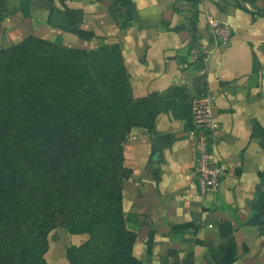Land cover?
Returning <instances> with one entry per match:
<instances>
[{"label": "crops", "instance_id": "1", "mask_svg": "<svg viewBox=\"0 0 264 264\" xmlns=\"http://www.w3.org/2000/svg\"><path fill=\"white\" fill-rule=\"evenodd\" d=\"M207 15L229 25L226 42L211 43ZM29 36L78 49L118 44L135 98L179 87L191 107L213 95L224 172L215 192L198 191L196 135L184 119L160 110L130 130L121 195L133 255L144 264H264V0H0V47Z\"/></svg>", "mask_w": 264, "mask_h": 264}, {"label": "trees", "instance_id": "2", "mask_svg": "<svg viewBox=\"0 0 264 264\" xmlns=\"http://www.w3.org/2000/svg\"><path fill=\"white\" fill-rule=\"evenodd\" d=\"M184 88L132 96L121 47L94 50L34 36L0 48V264H47L57 220L68 264H144L122 208L123 146L171 110L192 129Z\"/></svg>", "mask_w": 264, "mask_h": 264}, {"label": "built area", "instance_id": "3", "mask_svg": "<svg viewBox=\"0 0 264 264\" xmlns=\"http://www.w3.org/2000/svg\"><path fill=\"white\" fill-rule=\"evenodd\" d=\"M208 35L211 43L226 42L230 37V27L207 15ZM204 48V45L201 46ZM198 48L191 51V55L198 53ZM188 63L182 66L187 67ZM188 82H186V85ZM192 131L196 135V152L194 157L193 174L198 191L201 195L215 192L224 175L214 153L215 130L218 126L216 119V101L213 95L207 93L194 98L191 103Z\"/></svg>", "mask_w": 264, "mask_h": 264}, {"label": "rangeland", "instance_id": "4", "mask_svg": "<svg viewBox=\"0 0 264 264\" xmlns=\"http://www.w3.org/2000/svg\"><path fill=\"white\" fill-rule=\"evenodd\" d=\"M0 48H6V47H0ZM94 49H96V48H94ZM94 49H86V50H94ZM129 133H130V131H129ZM128 135L126 137L125 142L128 139ZM125 142H124V144H125ZM123 149H124V146H123ZM122 168H123V166H122ZM123 170H125V169L123 168ZM55 223L51 227V229L48 231V234H47L48 246H47V251L45 253V259H46V261H48L49 260V256H52V257H54V258H56V259H58V260H60L62 262L64 260L67 261V259H66V248L68 246H70V245H80V244H82L83 242H85L88 239V234L80 233L81 235H83V237H85V240L82 241L81 243H78V244L71 243L70 241H76L75 239L70 238V234H72V233H70L66 229V227L61 225V220H60V222L58 224H55ZM67 264H68V262H67Z\"/></svg>", "mask_w": 264, "mask_h": 264}, {"label": "water", "instance_id": "5", "mask_svg": "<svg viewBox=\"0 0 264 264\" xmlns=\"http://www.w3.org/2000/svg\"><path fill=\"white\" fill-rule=\"evenodd\" d=\"M129 9V8H128ZM60 222V220H57L55 224H58Z\"/></svg>", "mask_w": 264, "mask_h": 264}]
</instances>
